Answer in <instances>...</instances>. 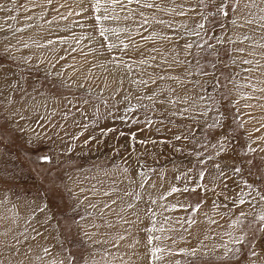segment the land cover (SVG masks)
I'll use <instances>...</instances> for the list:
<instances>
[{
	"label": "rangeland",
	"instance_id": "1",
	"mask_svg": "<svg viewBox=\"0 0 264 264\" xmlns=\"http://www.w3.org/2000/svg\"><path fill=\"white\" fill-rule=\"evenodd\" d=\"M144 2L159 8L123 0L120 19L98 24L105 8L113 15L110 0L98 13L95 0H0V216L11 230L3 264H264L262 214L230 204L221 181L234 176L215 169L240 167L245 201L264 196V0H228L238 7L227 17L219 0ZM101 28L124 31L105 40ZM197 204L227 217L243 247L181 253L186 233L200 240L185 219ZM150 235L162 260L151 258ZM7 242L28 262L8 255Z\"/></svg>",
	"mask_w": 264,
	"mask_h": 264
},
{
	"label": "crops",
	"instance_id": "2",
	"mask_svg": "<svg viewBox=\"0 0 264 264\" xmlns=\"http://www.w3.org/2000/svg\"><path fill=\"white\" fill-rule=\"evenodd\" d=\"M216 165H220V167L222 166L221 162H219ZM194 169H196V167H194ZM215 169L217 170V174H220V172H224V175H223L224 177H226L227 175L228 176L229 175L230 176H234L233 181H230V179H228L226 181H221V185L225 186L226 189H227V197H228L227 200L230 202V204H233V195L234 194L237 195L241 191V190H239V187L237 186V177H239V176L236 173L234 174L233 170L221 169V168H216V167H215ZM172 176H173V173L170 175V177H172ZM213 177H216V175L215 176H211L212 179H213ZM155 178H157L156 174H154V176H150V178L147 179L148 183H149V186H150V187L148 186L150 188V193L155 192L156 189H157V187L153 186L154 184H156V182H154ZM142 179H144V178H142ZM182 181H185V178L182 175H180L178 177V182H180L181 185L185 186L187 183H185V182L181 183ZM189 181L192 183V185L196 184V182H198V180L194 179V178H191V180H189ZM229 186H231V188L233 190H235V192L232 193L231 191H229L228 190ZM243 186L245 187V185H243ZM160 187H162V186L160 185ZM196 187L198 188L199 186H196ZM246 190L248 191L249 189H246ZM179 191H177V192H179ZM252 191H253V194H254L255 191L254 190H252ZM164 193L165 194H169V193H166V192H164ZM175 193L176 192H174V194ZM250 193H251V191L249 190V194ZM153 194L155 195V193H153ZM231 194H232V196H231ZM254 195H253V198H254ZM170 197L172 198L173 195H171ZM174 198L178 199V200L181 199V203H184V204L188 203L189 204V202H188L189 198H187L186 194L182 198L180 197V194L178 196L174 197ZM251 198L252 197L250 196L249 197L250 201H247V200L245 201L246 204L248 205V207H250L251 210L254 211V213L256 212L257 215H259V214L264 215V205L262 204V202H260V201H262V198H261V200L259 199V197L258 198L256 197L254 199L253 198L251 199ZM256 199H257V202H256ZM235 200H237V196H235ZM169 201H171V200H169ZM169 201H167V202H169ZM185 205H187V204H185ZM171 206H169L168 208L172 209L173 211H176L175 213H177L178 215L175 214V213L170 214V215H177V216H181L182 218L186 217V216L185 217L183 216V213L188 212V211H186V210L182 211L179 208H172ZM187 206H189V205H187ZM201 207H202V205L200 206V208ZM190 208H188V210ZM4 209L5 208H3V210ZM3 210L0 209V213ZM214 212H216V211L205 212V213H203V212L195 213L197 215H196V217L194 216V219H196L197 223L192 225L193 228L190 231H191V233L193 231L196 234V236L200 238V240L194 241V239L192 237H190V235L188 233H186L184 235V237L190 243V249L196 247V249L199 250V247H200V249H201V253L200 254L206 256L211 251L210 249L208 250L207 248L209 246H213V247H211V248H215L213 250L214 251L213 252V254H214L213 256H220L221 255L220 253H226V252L230 253L229 250L231 251V250H234L235 248L237 249L239 246L243 247V244L241 243L242 242L241 239L238 238L237 233L234 232V225L232 224V226H233L232 227L231 226V222H227V220H228L227 217H225V216L222 217L218 213H214ZM212 214H213V219L212 220L206 218L207 215H212ZM185 219L187 220V218H185ZM15 221H16L15 218L12 219V222H11L12 225H14ZM211 221H215V223H212ZM205 222H207V223H205ZM258 222L261 223V221L259 219H255L251 223L252 224H255V223L257 224ZM8 224H10L9 218L4 219L3 216H0V242H1V237H3V238L7 237L10 234V232H11V230H9ZM210 224H211V226H210ZM199 241H201V243H199ZM6 245H7V248L5 249V247H4L3 249L5 251L7 250V254L8 255H10L12 258H14L16 260H19V257H21L24 254V258H20V259H24V262H28V260H27V250H24V253H22V254H20V252H22V250L16 251L17 252V257H15V256H12V252H14V250L10 249V247H9L10 244L7 242ZM225 246H227V247H225ZM19 255H21V256H19ZM185 255L187 257L189 254L186 253ZM3 262H4V260H3ZM3 262H2L1 257H0V264H3ZM21 264H24V263L21 262Z\"/></svg>",
	"mask_w": 264,
	"mask_h": 264
},
{
	"label": "snow or ice",
	"instance_id": "3",
	"mask_svg": "<svg viewBox=\"0 0 264 264\" xmlns=\"http://www.w3.org/2000/svg\"><path fill=\"white\" fill-rule=\"evenodd\" d=\"M51 2V0H49V3ZM127 2H128V4H132L133 2H135L137 5H140L141 7H143V8H147V9H152V8H159V6L158 5H156V4H154V3H148V2H144L143 4H141V0H127ZM213 2L215 3L216 2V0H213ZM252 2H253V5L255 4V0H252ZM200 3L201 4H203L204 3V0H200ZM110 4H111V6H112V12H113V15H108V9L107 8H105V14L103 15V16H100V15H98V16H96V20H97V23L99 24L101 21H106V20H118V19H120V17L118 16V15H115V8L117 7V6H119L121 9H123L124 8V4H123V0H110ZM102 7H104V5L103 4H101V0H95V3H94V5H93V8H94V10H95V12H100V10H101V8ZM237 7H238V3H234V4H229L228 3V0H219V6H218V8H217V11L220 13V14H222V15H224V16H228V11L226 10V8H231V10L233 11V12H235L236 11V9H237ZM260 11H262V12H264V9H260ZM128 12H129V15L128 16H126V17H124L125 19H129V18H131V14H132V12H133V10L132 9H128ZM181 15H183V12H181L180 13ZM140 16L143 18V24L144 25H147V24H149L150 23V21L147 19V18H145L144 17V13L143 12H140ZM261 20H264V17H261L260 18ZM153 20H155V17H153ZM159 23H165L164 21H158ZM233 23H236V21L235 20H233L232 21ZM249 22H251V21H249ZM197 27L198 28H203V25L201 24V25H197ZM115 31H124V29H105V28H101L100 29V36L101 37H103L105 40H107L108 39V36L106 35V33H108V32H115ZM153 35H155V34H153ZM195 35H197V36H199V32H197V33H195ZM49 43H52V41H49ZM115 47V45H109V50H111L112 48H114ZM124 47L125 48H127L128 47V45H124ZM192 47V45L191 44H188V45H186V48H191ZM208 47H211V45H208ZM242 51V50H241ZM114 60H116V58L114 57ZM119 61L117 60V63H118ZM141 63H143V61H141ZM245 63H251V61H245ZM140 83H146L145 81H140ZM176 139H180V137H175ZM253 151H254V149H253ZM40 159H42V160H44V161H48L50 158L48 157V156H41L40 157ZM200 163H203V160H201L200 161ZM249 163H252V161H249ZM215 167L216 168H220V165H215ZM233 171H235V172H237V173H240L241 171H242V169L240 168V167H234L233 168ZM224 175V173L223 172H220V176H223ZM204 176H205V173L202 171L201 173H200V177L201 178H204ZM213 179L215 180V179H217V177H213ZM244 183L247 185V187L248 188H252V184H248L247 183V181H244ZM141 186H143V185H141ZM205 190H207V189H205ZM171 191L172 192H176V191H178V189L177 188H175V187H173L172 189H171ZM183 191H188V189L187 188H185ZM105 195H107V193H105ZM247 195V193H245L244 191H243V189H241V191L237 194V200H238V203L239 204H244L245 203V199H244V197ZM137 198H139V197H137ZM261 198L262 199H264V196H261ZM225 199H228V197H225ZM237 200H233V205H236L237 204ZM152 203H155V201H152ZM215 203V202H214ZM200 204H197V205H195L194 207H192L191 208V212L192 213H198V210H199V208H200ZM92 207H95V205H93ZM109 207V205L108 204H105L104 205V208H108ZM128 207L129 208H131L132 207V205L131 204H129L128 205ZM173 207H175V205L173 206ZM41 211H44V209H41ZM149 211H151V209H149ZM245 215V213L244 212H240V216L242 217V216H244ZM83 217H81V219H82ZM259 219L261 220V221H264V215H261L260 217H259ZM212 223H215V221H211ZM236 223H239V217H237V220L235 221ZM126 223H127V221H126ZM186 223L189 225V227H191L192 225H194V224H196L197 223V221H196V219H194L192 216H189L188 218H187V221H186ZM149 231H151V230H149ZM37 235H40V233L39 232H37ZM121 239H123V237H121ZM154 239H160V237H153V236H149L148 237V245L149 246H151L150 247V252H151V258L153 259V260H162L163 259V255H162V253L165 251L164 249H161V248H159V247H154V246H152V244H153V240ZM241 240L243 239V237H241L240 238ZM17 243L19 244V243H22V241H17ZM225 247H227V246H225ZM44 251H45V253H47L48 252V249H44ZM179 251L181 252V253H188L189 255H191V256H195L196 254H197V249H195V248H180L179 249ZM230 251V250H229ZM158 253H160L161 255H158ZM227 254V253H226ZM253 255H255V253H252ZM70 259V258H69ZM176 264H180V261H176Z\"/></svg>",
	"mask_w": 264,
	"mask_h": 264
},
{
	"label": "bare ground",
	"instance_id": "4",
	"mask_svg": "<svg viewBox=\"0 0 264 264\" xmlns=\"http://www.w3.org/2000/svg\"><path fill=\"white\" fill-rule=\"evenodd\" d=\"M122 76H123V77H125V75H124V74H123V75H121L120 77H122ZM126 201H127V200H126Z\"/></svg>",
	"mask_w": 264,
	"mask_h": 264
}]
</instances>
